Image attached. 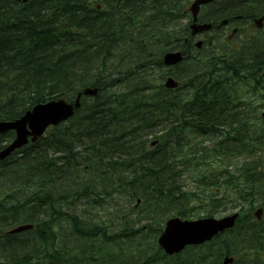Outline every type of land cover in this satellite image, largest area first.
Instances as JSON below:
<instances>
[{
  "label": "trees",
  "instance_id": "obj_1",
  "mask_svg": "<svg viewBox=\"0 0 264 264\" xmlns=\"http://www.w3.org/2000/svg\"><path fill=\"white\" fill-rule=\"evenodd\" d=\"M180 4L0 0V120L18 118L40 102L71 101L86 86L99 90L94 98L82 96L81 108L49 139L39 138L0 162V194L16 191L15 186L25 194L9 206L0 202L1 214L26 211L33 223L22 234H5L9 226L1 215L0 264H218L224 253L234 252L240 260L264 250V234L249 235L262 224H249L250 229L243 223L264 196V121L258 114V100L264 98V33L241 41L224 58L207 54L202 71L186 68L179 79L187 92H164L154 69L162 67L163 52L182 48L185 27L174 35L167 30L168 19L181 14ZM215 6L210 19L264 14V0H220ZM121 85L124 90L117 89ZM12 138V132L1 135L0 148ZM152 140H158L154 147ZM185 172L196 185L193 191L183 188ZM79 201L109 219L94 225L84 219L86 210L80 215L62 210ZM206 206L205 216L237 207L240 213L236 228L209 243L207 254L166 262L158 247L148 252L150 238L168 216L190 218ZM141 216L147 231L145 225L135 227ZM76 240L80 248L88 245L82 252L89 261L71 259L72 250H79ZM92 241L102 245L96 249ZM111 245L118 249L110 254Z\"/></svg>",
  "mask_w": 264,
  "mask_h": 264
},
{
  "label": "water",
  "instance_id": "obj_2",
  "mask_svg": "<svg viewBox=\"0 0 264 264\" xmlns=\"http://www.w3.org/2000/svg\"><path fill=\"white\" fill-rule=\"evenodd\" d=\"M210 0H197L192 5V12L196 18L197 6L199 3H206ZM210 24L192 27L193 32L208 29ZM201 42L196 43L200 46ZM182 60L180 52H169L164 55V63L167 65L175 64ZM166 87L173 88L178 84L172 78H168ZM85 94L96 95L97 90H91L86 87ZM80 95L77 96L74 104L66 102L64 99L52 100L47 103L37 104L31 110H28L23 116L14 121H0V134L7 130L15 131L13 141L0 150V160L5 159L14 150L22 147L30 140L35 142L39 136L43 134L47 126L57 125L63 120H66L73 115L74 107H79ZM264 115V114H263ZM261 210L256 212L259 216ZM237 218V213L226 215L221 218L206 217L195 220H181L177 217L167 220L165 229L158 238V244L164 249L167 254L177 253L186 245L199 244L206 240H210L217 233L230 228L234 225ZM31 228V225H20L7 233H17ZM232 261L231 257H226L223 264H228Z\"/></svg>",
  "mask_w": 264,
  "mask_h": 264
},
{
  "label": "rangeland",
  "instance_id": "obj_3",
  "mask_svg": "<svg viewBox=\"0 0 264 264\" xmlns=\"http://www.w3.org/2000/svg\"><path fill=\"white\" fill-rule=\"evenodd\" d=\"M175 15H177V16H179L180 14H178V13H174ZM185 22H186V20H184ZM169 23H171V21L169 22ZM182 23H184V22H182ZM173 24L175 25L176 23H174L173 22ZM173 24H170V25H173ZM169 25V26H170ZM176 26V25H175ZM177 26L178 27H180V25H179V22L177 23ZM201 37V36H200ZM220 45V46H219ZM159 48V47H158ZM235 48H237V44H235L234 43V41L232 42V41H227V43H224V42H222L221 40H219V41H217V42H214V44L213 45H211V47L210 48H208V47H206V48H204L202 51H197L196 52V50H192L191 51V56L192 57H195V59L198 61V62H200V63H197L196 61H191V60H189L188 61V63H187V66H185V69L186 68H188L189 69V71H191V72H194V73H196V72H199V71H202L205 67H207L206 65L207 64H204L203 62H206L207 60L206 59H202L203 61H202V63H201V61H200V59L199 58H201L203 55H205V54H208V53H215L216 54V56H219L220 58H224V57H221L222 55H224V53H227V52H229V51H231L232 49H235ZM224 49V50H223ZM155 50H157V49H155ZM196 52V53H195ZM198 56V57H197ZM211 57H213V55L211 54ZM198 58V59H197ZM193 62V63H192ZM186 64V63H185ZM180 69V68H179ZM156 71H158V70H156ZM177 71L178 70H175L174 71V73L175 74H177ZM127 75H129V73L127 74ZM126 76V75H125ZM159 76H158V72L157 73H155V78H158ZM124 86H118L117 87V89H119V90H124ZM153 90H146L145 92H152ZM263 103V102H262ZM263 110V107L260 109V112ZM54 133H56L55 131H54ZM45 136L47 137L46 138V140L47 139H49L52 135H51V133H49L48 131L45 133ZM199 139V138H198ZM47 150H48V155L49 156H51V155H53L54 154V149L52 148V147H47ZM51 153V154H50ZM259 153V152H258ZM262 153H264V152H262ZM263 159H264V156L262 157ZM206 166H204V167H202V170L204 171V170H206ZM182 178H183V180H185V182H184V186H183V188L185 189H190L191 191H193V190H195V188H194V186H196L195 185V183L193 182V181H191V179H189V172H185L184 174H183V176H182ZM0 182H1V180H0ZM61 187H59V189L57 190V192H60L61 191V189H60ZM11 189H13V190H16V191H12V192H10V191H8V192H3V193H1L0 194V202H3V204H5L6 206H9V205H12L13 203H15V202H17L18 200L20 201V200H22L23 198H24V196H25V194L23 193V191H22V189L19 191L18 190V188H17V186H15V187H12ZM9 190V189H8ZM1 191H3V189L2 188H0V192ZM9 192H10V195L12 196V197H10V198H6L5 197V195L6 194H9ZM70 198H72V197H70ZM77 204V205H76ZM73 205L74 206H76V207H72L71 209H67V208H65V207H63L62 208V210H64V211H67V212H72V213H74L75 211L80 215L81 214V212L82 211H84V210H86L87 212H88V216L86 215L85 217H84V219H87L86 220V222L87 223H94V225L96 224V223H98L99 221H100V219L101 220H108L109 219V217L104 213V212H100V211H98L97 209H95V208H92V207H90L88 204H86L84 201L82 202V201H79V202H77V203H75V202H73ZM209 209V206H206V207H204V208H202L201 209V211H196V210H194V211H192V213H193V215H195V216H201V215H204V211H206V210H208ZM1 211V210H0ZM112 212V211H111ZM22 214H20V215H16V216H13V215H11V216H6L7 214H1V212H0V218H2L1 217V215L2 216H6L7 217V221L5 222L6 224H8V228H10L11 226H14V224H17V223H20L21 224V222L22 223H26V222H28V212H21ZM228 212L227 211H221L220 213H217L216 215H215V217H220V216H223V215H225V214H227ZM112 214H113V212H112ZM136 215H137V213L135 212L134 213V215H133V217L132 218H135L136 217ZM89 217H91L92 219H90ZM11 218V219H10ZM141 218H143V220H141V221H139L138 222V224L135 226V227H137V228H139V227H142V226H144L145 224H146V220H145V217L144 216H141ZM21 221V222H20ZM61 223V225H63V228H64V233H68L69 232V230H68V227L66 226V223H64V222H62V220L60 221ZM249 227V226H248ZM250 228V227H249ZM257 228H259V232H255V233H252V234H249V235H251L252 237H250V238H253V237H258V236H260V235H263L264 234V225H262V226H258V227H255L254 229H257ZM148 230V228H147V226L145 225V231H147ZM58 232V231H57ZM59 233V232H58ZM156 235V234H155ZM158 235V234H157ZM59 240H60V237H61V235H60V233H59ZM62 238V237H61ZM155 238H157V237H152V238H150V240L149 241H151V242H153V241H155ZM58 240V241H59ZM151 242H149L150 244H151V246H152V248H151V250L150 251H148V252H153L157 247H156V245L155 244H153V243H151ZM75 243L77 244V248L79 249L78 250V255H77V258L78 259H84L85 258V260H87V259H89V256H85L84 255V252H82V251H84L86 248H87V242L85 243V241H84V243L86 244V248H84V247H82V248H80V245H82V243H80L78 240H76L75 241ZM85 244H84V246H85ZM90 245H95V246H93V247H96V249L97 248H100V246L102 245V244H100V242H96V241H92L91 243H90ZM134 247V246H133ZM136 247V246H135ZM107 249H109V248H107ZM112 249H114V250H116V249H118V247L117 246H114V247H112ZM102 250V249H101ZM101 250H100V252H101ZM244 252V251H246V250H244V249H240L239 250V252ZM133 252L135 253V251L133 250ZM226 254H228V253H225V254H223V257L226 255ZM234 256H235V254H233ZM186 257V252H184V253H182L180 256H178L176 259H174V260H177V259H180V260H182V259H184ZM236 257V256H235ZM94 258H97V257H94ZM167 262H170V261H167ZM124 264H126V263H124Z\"/></svg>",
  "mask_w": 264,
  "mask_h": 264
},
{
  "label": "bare ground",
  "instance_id": "obj_4",
  "mask_svg": "<svg viewBox=\"0 0 264 264\" xmlns=\"http://www.w3.org/2000/svg\"><path fill=\"white\" fill-rule=\"evenodd\" d=\"M138 1V0H137ZM18 2H20V3H26L27 2V0H20V1H18ZM222 4V3H221ZM230 4V3H229ZM214 5V4H213ZM248 5V4H247ZM216 7V6H215ZM175 9V11H179L178 9H176V8H174ZM174 9H172V10H174ZM236 10H238V9H236ZM245 10V9H244ZM213 11V10H212ZM248 11V10H247ZM180 12V11H179ZM217 13H218V11H216ZM238 12V11H237ZM244 12V11H243ZM146 13V12H145ZM232 13V12H231ZM242 13V12H241ZM230 14V13H229ZM232 14H234V13H232ZM115 15V14H114ZM140 15V14H139ZM214 15H215V11H214ZM216 16V15H215ZM230 16H232L231 14H230ZM113 17V16H112ZM180 17V16H179ZM177 15H175V14H173V16H172V18L171 19H168V22H170L171 21V23H169V24H167V26H168V31H170L171 33L172 32H176V33H178L179 32V30L180 29H182L181 28V26L180 27H178L177 26V23L180 21V18H179ZM217 17V16H216ZM170 18V17H169ZM242 18L243 17H239V16H235L234 18H233V22H235V21H242ZM175 19V20H174ZM216 19H219V18H216ZM167 22V23H168ZM173 22L174 23H176L175 25L176 26H174L173 27ZM140 23V22H139ZM170 24H173V25H170ZM211 26H213V27H215V26H217L218 25V20H216V21H211ZM170 25V26H169ZM170 33V34H171ZM173 34V33H172ZM174 35V34H173ZM176 35V34H175ZM191 34H189V33H186L183 37H182V39H180L179 40V46H181L182 48H176L175 50H178L180 53H181V55L183 56V57H185V60L182 62V63H180L178 66H177V68H180L181 66H182V64L184 63V62H188L189 60H191V61H196L197 63H200V62H198L196 59H195V57H192L191 56V51L192 50H195V47L192 45V46H188L187 45V43L185 42L186 40H185V38H188L189 36H190ZM215 35H216V37H218L219 35H220V32H219V30H216V32H215ZM166 36V35H165ZM191 36H195V35H191ZM167 37V36H166ZM179 37V36H178ZM175 39V38H174ZM197 40V39H196ZM195 40V41H196ZM173 41V40H172ZM175 41V40H174ZM194 41V42H195ZM167 43V42H166ZM176 43V42H175ZM172 45V44H171ZM220 46V45H219ZM260 48V47H259ZM192 49V50H191ZM224 50V49H223ZM24 52V51H23ZM167 52V51H166ZM164 53V52H163ZM196 53V52H195ZM225 54V53H224ZM164 55V54H163ZM163 55H162V57H163ZM207 54H205V55H203L201 58H199V59H201L200 61L202 62L203 60L202 59H205V56H206ZM208 55H209V53H208ZM211 55V54H210ZM161 57V58H162ZM198 57V56H197ZM207 57V56H206ZM223 57V56H222ZM198 59V58H197ZM207 61L206 62H204V63H208V59H206ZM210 60H213L214 61V57H211V59ZM193 63V62H192ZM185 67V66H184ZM126 71V70H125ZM241 71V70H240ZM123 73V72H122ZM124 74V73H123ZM91 88V87H90ZM86 89V88H85ZM85 89H83L82 91H80L78 94H77V96H79L80 95V97H82V96H85V97H87V95L88 94H85ZM97 90V92H95L96 93V96H97V94H98V92H99V90H98V88H91V90ZM127 89V88H126ZM128 90V89H127ZM178 92H187V91H178ZM83 94V95H82ZM135 118V117H134ZM77 124V123H76ZM73 127V126H72ZM60 129V128H59ZM39 139V138H38ZM37 139V140H38ZM36 140V141H37ZM35 141V142H36ZM41 141V140H40ZM35 142H32L31 140H29L25 145H23L22 147H24V146H26L27 144H29V143H35ZM36 144V143H35ZM57 144V143H56ZM22 147H20V148H22ZM20 148H18V149H20ZM17 149V151H19ZM59 153V152H58ZM21 154V153H20ZM51 154V153H50ZM12 155V154H11ZM2 163V162H1ZM88 166V165H87ZM86 166V167H87ZM80 170V169H79ZM81 172V171H80ZM83 172H85L84 171V169H83ZM89 174V173H88ZM87 174V175H88ZM79 176V175H78ZM89 176H90V174H89ZM83 178V177H82ZM93 178V177H92ZM81 179V178H80ZM91 179V178H90ZM77 180V179H76ZM97 180H99V179H97ZM78 181V180H77ZM95 181V180H94ZM76 182V181H75ZM81 182V181H80ZM89 182V181H88ZM85 183V182H84ZM79 185V184H78ZM82 185V184H81ZM107 187H109V186H107ZM103 188V187H102ZM112 188V187H111ZM81 189H82V187H81ZM93 189V188H92ZM200 189V188H199ZM93 191H95V190H93ZM41 194V193H40ZM81 194V193H80ZM78 195V194H77ZM90 195V194H89ZM98 195V194H97ZM103 196H104V194H103ZM102 196V197H103ZM109 196V195H108ZM82 197V196H81ZM98 197V196H97ZM87 198V197H86ZM91 198V197H90ZM89 198V199H90ZM79 199V198H78ZM134 199H135V197H134ZM108 200V199H107ZM114 200H116V198H114ZM132 200V199H131ZM109 201H111V200H109ZM133 201V200H132ZM90 202V201H89ZM86 203V202H85ZM94 203V202H93ZM108 204V203H107ZM132 204V203H131ZM130 204V205H131ZM70 205V204H69ZM77 205V204H76ZM93 205V204H92ZM137 205V204H136ZM63 206V205H62ZM65 206V205H64ZM107 206V205H106ZM101 207V206H100ZM112 207H110L109 209H111ZM102 209H103V207H102ZM103 210H105V209H103ZM55 211V210H54ZM2 212V211H1ZM106 212V211H105ZM133 212V211H132ZM131 212V213H132ZM135 212V211H134ZM42 213V212H41ZM108 213V212H107ZM39 214V213H38ZM118 215H119V212H118ZM131 216V215H130ZM129 216V217H130ZM46 217V216H45ZM45 217H43V218H45ZM40 218H41V216H40ZM39 218V219H40ZM11 219V218H10ZM48 219H50V218H48ZM54 219H55V217H54ZM114 219V218H113ZM33 224V223H32ZM117 224V223H116ZM262 225H264V223H262ZM55 226V225H54ZM60 226V225H59ZM56 227V226H55ZM108 228V227H107ZM94 229V228H93ZM251 229V228H250ZM55 230V229H54ZM123 230V229H122ZM117 231V230H116ZM56 232V231H55ZM90 232V231H89ZM100 233V232H99ZM69 234V233H68ZM89 236V235H88ZM101 236V235H100ZM84 237V236H83ZM91 237V236H90ZM96 238V237H95ZM102 238V237H101ZM83 239V238H82ZM226 239V238H225ZM84 240V239H83ZM6 241V240H5ZM79 241V240H78ZM40 242V241H39ZM81 242V241H80ZM230 242V241H229ZM135 245V244H134ZM241 252V251H240ZM263 253V251L260 253V254H258V255H261ZM225 254V253H224ZM233 254H235L234 252H231V253H228V254H226L224 257H235ZM258 255H253L252 253H250L248 256H243L240 260H241V262H246L247 261V259L248 258H250V259H252V261H254V260H256L255 259V257H258ZM2 256V255H1ZM194 256V255H193ZM223 258V257H222ZM254 258V259H253ZM221 261V260H220ZM220 261H219V263H220ZM190 262V261H189ZM196 262V261H195ZM257 263H254V264H262V261H256ZM188 264V263H187ZM191 264V263H190Z\"/></svg>",
  "mask_w": 264,
  "mask_h": 264
},
{
  "label": "flooded vegetation",
  "instance_id": "obj_5",
  "mask_svg": "<svg viewBox=\"0 0 264 264\" xmlns=\"http://www.w3.org/2000/svg\"><path fill=\"white\" fill-rule=\"evenodd\" d=\"M213 4H215V3H211V4H208V5H205V7H208V9H210V10H212V8L215 6V5H213ZM201 13V12H200ZM255 13H252V15H254ZM214 18H216V17H212V19H214ZM244 18H242V20H243ZM254 19V18H253ZM253 19L251 20V21H253ZM224 28H227V26L226 27H224ZM217 30H219V32L220 31H222L223 30V27H217ZM197 39V36H189L188 38H185V42L187 43V45L190 47V46H192L193 45V43H194V41ZM177 68V66H175V67H173L172 69H171V71H173L174 72V70ZM168 71V70H167ZM167 71H165L164 72V75L167 77L168 75H174L173 73H171V74H168L169 72H167ZM261 204H262V206H260L261 208H262V212H261V216H260V218H263L264 217V198H263V200L261 201ZM255 215V214H254ZM263 251V253L261 254V255H258V257H255V259L256 260H254V261H252V259H247V261H246V264H253V263H257L256 261H262V264H264V250H262ZM234 259L239 263V264H242V262H241V260H239L237 257H234ZM254 259V258H253Z\"/></svg>",
  "mask_w": 264,
  "mask_h": 264
}]
</instances>
